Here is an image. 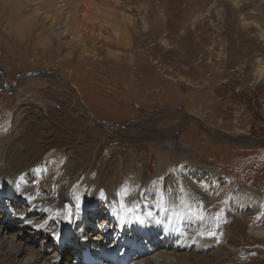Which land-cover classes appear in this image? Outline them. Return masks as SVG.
<instances>
[{"label": "rangeland", "instance_id": "1", "mask_svg": "<svg viewBox=\"0 0 264 264\" xmlns=\"http://www.w3.org/2000/svg\"><path fill=\"white\" fill-rule=\"evenodd\" d=\"M73 1L76 17L71 15L74 11H67L57 2V9L65 18H57L56 24H63L70 17L65 28L73 30L58 40L55 29L44 23L37 12V0H0V138H10L11 132L34 114L40 122L38 112L42 111L47 115L45 121H52L54 133L50 139L62 136L68 143L53 159L43 156L23 173L27 175L28 187L60 177L69 161H83L75 183L84 193L83 203L77 212L58 211L57 222L65 219L64 215L71 221L81 216L75 231L77 241L82 234L90 239V244L106 247V233L117 229V215L127 213L123 208L130 212L139 209L116 206L104 213L100 207L107 189L98 184V179L109 183L115 173L118 180L128 177L133 167H140L150 175V195L163 159L168 163L165 179L170 183L166 195L177 197L186 189L175 185L180 177L174 168L181 165L199 184L205 185L204 179L209 181L207 190L212 195L228 198L213 227L207 230L210 236L215 235L216 243H220L222 230H231L228 227L238 232L245 224V238L250 229L264 227V74L259 76L256 67L257 60L264 58V49L257 38L258 29L242 30L237 16L226 10V0ZM98 8L131 13L139 21L131 23L128 35L118 34L109 28L114 19L110 20L104 12L101 18L94 14L92 9ZM256 12L246 8L245 16L264 26V13ZM142 16L145 21H140ZM196 18L195 33L191 30L190 34H183ZM248 37L253 42L251 50L246 45ZM32 73L40 74L29 75ZM24 94L30 96L32 106H37L35 112L25 110L26 119L19 114L14 116L18 99ZM3 132L10 134L5 136ZM165 144L169 145L164 148ZM162 149L165 154L160 156ZM18 152L25 154V147L19 146ZM64 161L68 163L64 165ZM27 179L0 178V183L14 185L17 181L24 189ZM12 195L14 198L7 201L21 206L25 195ZM146 196L141 203L149 201ZM238 202L243 209H238ZM141 203L143 208L159 210L153 204ZM24 204L27 209L35 208L41 217L50 215L51 211L42 212L36 203ZM115 209L120 210L113 212ZM13 211L9 219L0 218L4 234L21 231L20 239L30 238V247L42 248L49 257L59 243L46 234L57 235L60 243H66L59 230L56 235L48 231L36 235L29 222L31 214L19 219ZM88 220L92 230L84 224ZM20 225L26 228L22 230ZM161 235L158 234L160 242ZM94 236L96 240L92 239ZM186 240L180 235L179 245L173 250L181 252L180 244ZM44 241L49 244L48 250ZM216 243L205 250L196 248L202 244H193L189 251L223 264L225 256ZM253 243L246 241L248 247L227 262L264 264V243L252 246ZM81 251L75 248L67 254L58 252L64 264H76L73 255Z\"/></svg>", "mask_w": 264, "mask_h": 264}, {"label": "bare ground", "instance_id": "2", "mask_svg": "<svg viewBox=\"0 0 264 264\" xmlns=\"http://www.w3.org/2000/svg\"><path fill=\"white\" fill-rule=\"evenodd\" d=\"M37 1V12H40L41 16H43L44 23L47 22L50 24L51 28L55 29V36L58 40L64 37L66 33H71L73 31L71 27L69 31H67V28H65L68 26L67 21L70 17H67L68 19L67 21L65 20V23L60 25L56 24L57 18H65L63 16V12H61L59 8L57 9V2L60 1L67 11H74L71 15L76 17L78 14L75 1ZM226 1H229V4H226V10L237 16L242 30L258 29L259 33L257 34V38L260 40L261 46L264 49L263 22L260 23L258 20L250 21L248 20V17L245 16L246 8H251L252 10L259 13H264V0ZM89 2H91V0H86L85 3ZM216 3L221 6L223 1H216ZM90 4H93L94 7H97L96 3ZM241 7H244V9H241ZM102 8L92 10L94 14L100 15L98 16L100 18L101 15L103 16L106 14L110 20L114 19V21H112V25H109V28L112 29V32H118V34L121 32L120 34L128 35V27L132 25L131 23H133V21H139L138 19L136 20L134 18L135 15L133 17L131 13L119 11L115 8L114 10L110 9L107 12ZM203 16L205 15L203 14L202 17ZM198 19H194L190 25L191 29L187 28L184 30L183 34H190L191 30L194 34L195 30L197 29L196 24ZM143 20L145 21V18L142 16L140 21ZM174 28L177 27L175 26ZM115 36L117 38L120 37V35H117L116 33ZM242 36L244 35H240V37ZM249 39L250 38L248 37V40H246V45L247 48L251 50L253 47V42ZM228 47L231 48L233 46L229 45ZM120 58L125 59V57ZM117 59L120 60L119 56ZM256 67L259 68V76H262L264 74V58L257 60ZM29 97L30 96L27 94H24L23 97L18 99V109L14 116L19 114L21 117H25V110H33L34 112L37 110V106H35L36 104L33 106L31 105L32 103L29 101ZM38 113L42 119L40 122L37 121L38 115L34 114L33 118L30 120H24V122H21L19 127L15 129V132L12 131L11 134L10 132H3L5 136L6 134H10V138H0V178L11 179L13 177L20 176L22 179L23 177L27 179V175L23 173H26L29 169H32L35 165H37L43 156L45 159H53L57 154L65 150L63 148L67 147L68 143L63 140L64 138L62 136L56 137L55 139H50L54 133L52 121H45L47 119V115H45L42 111ZM18 121L20 120H17V122ZM168 145L169 144H165L164 148H166ZM19 146L25 147V154H19ZM163 150L165 149H162L160 156L165 154ZM52 153L55 154L52 155ZM45 159H42L41 161ZM82 162L83 161L80 158H76L74 161H69V165L67 168H65L63 175L52 179L51 182L48 181L42 183L35 188H33L32 185L31 187H28V179L24 181L25 190L17 183V181L14 185L10 184L9 182L0 183L1 219H9L8 215L11 213V210H14L12 214L20 216L19 219L28 218L29 214H31L29 222L33 224L32 231H34L36 235L47 231L56 235V230H59L60 233L64 235V240H66V243L62 244L58 238H55L57 235L53 237L46 234L45 237L54 239L59 243L56 245L57 250L49 257L42 253V248L39 250L31 248L30 245L32 244L33 240L30 238L25 240L20 239L18 235L21 233V231L13 235H7L4 234V231L0 228V264H64V262H62L60 253L67 254V251L73 252L75 251V248L83 249L86 244L93 246V249H102L114 254H119L123 258H127L128 264H221V262L217 261V259L211 260L203 256L198 257V255H196L197 253H190L189 248L192 247L193 244H202V247L196 246V248L205 250L208 249L211 244L217 242L215 235L212 236L211 234V237L207 230H210V228L213 227L214 222L219 217L222 209L225 208L224 205L228 198L224 197L220 199L218 196L212 195L207 190L209 181L207 182L204 179L202 183L205 185L199 184L197 182L198 180L195 181L193 179L194 177L191 178V176L188 174V170L181 165H179L177 168H174V171L176 169L180 177L179 179H176L175 185H181L186 189H184V192L182 193L179 192L177 197L176 195H166L167 191L169 193L168 185L170 183L168 182V179H165V172L168 170V163L167 161L163 162V159L160 162L157 181L155 183V187H153L154 190L152 191L153 194L150 195L149 193L151 192V189L150 186H148L147 181L150 175H146L145 171L140 167H133L130 170L128 177L124 176L118 178V180L116 179L117 173H115L113 176L114 179L109 183L107 181L101 183L100 179H98V184L107 189V194L104 196V203L100 207L104 208V213H106L109 209H114L116 206H129L133 207L134 209L137 208L139 211L130 212L129 208H123L126 209L127 213H120L117 215V223L115 225L117 226V229L106 233V247L97 246L94 242L90 244V239H86L81 233L82 239L77 241L78 237L75 231L78 229L80 223L79 221L82 217L79 216L75 220L71 221V218L69 219L68 216L64 215L62 217L65 219L57 222L58 219L55 215L58 211L65 210H68V212H77L78 206L83 203L84 193L78 186L75 185L77 175L81 170ZM64 163V165H66L68 162L64 161ZM92 168H95V163L92 164ZM110 171L111 169L108 171L109 178L111 179L113 174ZM34 176L35 175L31 176L32 180L34 179ZM101 190L102 189H99L100 192ZM12 193H15L19 197H23L25 195L23 198L24 201L20 202L21 206H19L14 201L10 202L14 198ZM145 195H147L146 199H149V201L144 202L143 204L141 201L144 199ZM34 197L37 198L36 200L39 201V203L35 202ZM237 199L240 201L241 197ZM24 203H27L30 206L31 204L33 205L36 203L35 205L39 207V210L42 212L51 211L50 215L48 217H41L40 212H35L37 211L35 208L27 209L28 207H26ZM140 203L142 205H145L146 203L153 204L155 207H159V210L153 211V209L150 210L149 208H143L140 206ZM237 204L240 205L241 203L238 202ZM238 205L235 206L238 207ZM186 207L191 210H187ZM243 207L244 206L240 205L238 209H243ZM117 210L120 209H115L113 212H116ZM189 213L193 214V216ZM95 216L97 217V214ZM17 223L19 224L21 222L17 221ZM84 224L87 225L90 230H92V222L90 220L84 222ZM244 225L245 224L243 223L241 224V227L238 228V232L233 231L232 228L228 226L227 227L229 230H231L224 232L221 229V226H218V231L222 230L223 234L220 236V243H216V246L219 251H223L225 256V261L223 264H231L227 262V260L233 256H237L238 253L242 252V249L248 245L246 244V241L254 242L252 246L255 244L264 243V227L250 229L248 233L245 234L248 237L245 238L243 234ZM251 226L253 227V225ZM24 228L26 227L21 226L22 230ZM110 229H112V227ZM160 233L163 237L161 242L158 239V234ZM180 235L187 238V240L180 244V251H182L177 253L173 249H177V245H179L177 240ZM32 238H34V236H32ZM96 238L97 236L92 237V239L95 240ZM211 238H214L215 240L212 241ZM60 239H62V237H60ZM174 242L175 244L171 245ZM67 245L69 247L62 251L65 247H67ZM45 247V249L48 250L47 247H49V244L46 242ZM80 254L81 252L74 255L72 253L74 256L73 258L76 259L74 263L76 262V264H83L80 262Z\"/></svg>", "mask_w": 264, "mask_h": 264}, {"label": "water", "instance_id": "3", "mask_svg": "<svg viewBox=\"0 0 264 264\" xmlns=\"http://www.w3.org/2000/svg\"><path fill=\"white\" fill-rule=\"evenodd\" d=\"M40 73H32V74H29V75H39Z\"/></svg>", "mask_w": 264, "mask_h": 264}]
</instances>
